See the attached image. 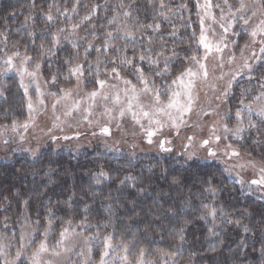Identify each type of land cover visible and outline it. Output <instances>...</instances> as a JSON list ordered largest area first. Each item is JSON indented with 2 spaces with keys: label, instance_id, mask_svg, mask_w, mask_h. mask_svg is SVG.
<instances>
[{
  "label": "trees",
  "instance_id": "16d2710c",
  "mask_svg": "<svg viewBox=\"0 0 264 264\" xmlns=\"http://www.w3.org/2000/svg\"><path fill=\"white\" fill-rule=\"evenodd\" d=\"M164 4L165 8L160 7V0H80L79 5L76 0H0V37L6 48L25 51L41 60V71H67L65 61L77 50L79 56L73 63L84 64L85 71L90 64L94 71L99 56L100 71H105L109 61L124 52L110 48L97 53L93 49L85 60L87 41L100 47L108 31L127 27L135 32V41L129 43L126 52L129 58L134 52H148L159 60L160 68L165 58H170L173 77L192 63L187 57L199 53L198 23L194 0H164ZM182 4L187 7L182 8ZM49 5H53L51 22L45 18ZM74 5L76 12L71 11ZM95 6L91 20L84 22L77 35L62 40L53 49L54 54L47 53L52 47L51 33L61 27L71 32L70 23L79 22ZM65 9L70 21L61 14ZM124 12L130 16L125 17ZM29 14L33 19L25 27ZM113 16H118L121 23L109 24ZM148 24L160 27L139 28ZM92 32L97 39L93 40ZM73 42L77 48H73ZM41 43L45 45L43 51ZM113 43L121 48L125 40ZM142 66L148 71L146 62ZM122 71H128L127 66ZM15 87L12 84L7 90L8 99L16 95L14 100L0 105L8 121L17 119L22 109L21 94ZM128 154L103 157L93 149L77 155L45 149L36 158L22 153L9 162H0V240L11 231L16 236L25 215L31 217L33 227L37 219L46 225L47 209L51 208L54 234L68 226L69 220L72 224L84 223L87 231L113 234L117 240L123 237L134 245L133 252L146 248V257L156 264H164V259L168 264H264V200L244 189L214 161L193 159L183 163L166 153L130 160ZM101 171L108 176H100ZM128 176L136 179H125ZM213 208L215 219L209 215ZM181 228L183 241L177 235ZM40 229L43 227L37 233ZM161 250L179 254L174 260L160 259Z\"/></svg>",
  "mask_w": 264,
  "mask_h": 264
},
{
  "label": "snow or ice",
  "instance_id": "6c2138e0",
  "mask_svg": "<svg viewBox=\"0 0 264 264\" xmlns=\"http://www.w3.org/2000/svg\"><path fill=\"white\" fill-rule=\"evenodd\" d=\"M80 0H76V5H79ZM74 5L71 9L72 12L77 11V7ZM95 6L91 9L89 14H86L79 22L70 23L71 32H67L65 28H59L55 33H51V48L47 49V53H53V49L57 48L62 40H68L69 36L77 35L78 30L84 24V22L91 20L92 13L96 10ZM122 7V5H121ZM160 7L165 8L164 0H160ZM182 8H186V4L181 5ZM198 12L200 16V34L198 38V46H202L204 49V55L202 57H197V55H192L187 57L190 62L197 65L194 69L189 66L179 71L177 74L171 78L169 82H163L157 86L156 78L163 77L165 74L172 75L170 69V58H165L164 67L160 68L159 60L153 58L148 52H140L138 55L134 52L132 57L126 54L129 43H134L135 41V32L129 30L127 27L121 29L116 28L113 31H108L106 33V38L103 41L100 47H96L91 40L87 41V45L84 48L85 60L87 59V54L90 50H95L97 53L108 52L111 48L114 52H124V55H118L116 59H111L109 62L113 65L111 69H105V77L111 78L113 81H119L124 85L123 88L119 86L118 83H110L109 79H101L100 77V68L101 61L99 56L97 57V63L94 70L95 80L93 83L97 87L93 88L90 91H87L83 96L78 98H73L72 89H58V92L61 95H58L57 92H51L49 95L55 98L54 103L52 104V111L56 121H60L61 117L56 116L55 112L59 106H63L64 117L72 116L74 112L86 113L85 119L93 115V109L98 106L99 101H103L104 111L101 115H106L109 122L114 119H123L125 116H131V119L136 125L144 131L147 138V143L149 145L154 143V137H158L159 133L163 132L165 127H170L177 130V135H179V129L182 125L186 123L185 116L190 114L193 111L194 104L198 100V96L194 95V90L197 88L198 81H207L209 78V69L206 63L208 56L215 52L222 54L224 49L228 47V44L225 43L227 39V34L233 30L234 25L237 21H241L244 26L250 25L254 18H257L258 12L261 17H264V0H254L253 7H249V4L246 3V0H238V6L235 8L229 2V0H222V3H216L213 5L212 0H204L203 4L199 3L197 0ZM220 10L219 20L215 13L212 11L213 8ZM53 5H49L48 11L45 13V18L48 22L53 21L54 16L52 14ZM57 12H60V9L56 8ZM67 9L64 10L62 15H65L69 21L70 17H67ZM171 11V9H169ZM15 16V13H12ZM124 16H130L129 12H124ZM33 17L31 14L25 17L24 26H27L28 21L32 20ZM211 20L213 23H219V27L223 30L219 40H211L208 36V28L205 27V20ZM109 24H119L121 23L118 16H113L111 20L108 21ZM94 27V26H93ZM154 28L159 29V24H148L140 25L139 28ZM139 29H137L138 31ZM87 31V30H86ZM123 32V35H121ZM63 34V35H62ZM93 37V40L98 37L95 35V32L90 33ZM251 43H259V51L261 54H264V18H260L258 23H255L251 27L250 33ZM2 35V33H0ZM32 35V33H29ZM213 35H215L213 31ZM232 35H239L238 33L232 31ZM195 36V32H193ZM257 37H260L257 41ZM86 39V38H85ZM123 39L125 44L121 48H116L113 43L116 40ZM152 41L149 40V45ZM40 49L43 51L45 49L44 43L40 44ZM73 48H77L75 42H73ZM249 44L245 43L244 49H248ZM148 51H151L149 47ZM54 54V53H53ZM159 55H163L160 53ZM175 52L173 56H175ZM241 55L243 56V49L241 50ZM79 56V52L75 53L74 56L70 57L65 63L68 65L67 73L68 75L64 76V80L67 81L71 77H76L77 85L79 88L82 78L85 77V66L82 63H73V60ZM20 57V53L13 52L8 58L4 61L8 68L5 71H11L13 68V59ZM252 59L259 61V67L255 69L260 71L264 69V55L257 56L255 51L251 54ZM32 57L25 54L20 60L19 66L16 68V71L19 73L21 78V85L25 89V93L28 92V86L24 84L25 77L31 78L35 81L38 77V73L41 69V64L36 62L34 67L29 69V62L32 61ZM235 55H230L228 63L231 64L235 61ZM119 61V64L122 66H127L128 71L132 76L135 77L136 83H133V80L121 75L122 69L116 67V61ZM137 61L141 62L140 64ZM147 62L149 65L148 72L145 71L142 64ZM223 56L220 57V62L216 65L219 69L224 68ZM247 70L249 74L254 72L253 65L246 58L244 59L243 64L240 66V70L233 72L229 79L227 80V86L224 88L222 94L228 96L233 82L236 80V77L241 74L243 70ZM88 71L92 72V66L89 64ZM225 73H221L217 79L223 80ZM253 77L249 75V79ZM59 79V70L57 73L51 75L50 83L55 85ZM264 81V78H262ZM260 88L264 89V82H260ZM250 91V89L242 90V96L245 92ZM37 96H43V93L40 90L39 84L36 85ZM2 94V93H0ZM255 102H261L264 104V91H261L259 95L254 97ZM39 103L44 104V100L40 99ZM241 108H238L236 111V118L239 121L238 126L235 130L229 129L227 124L224 125L225 133H231L232 137L235 140H242L243 136L241 135L244 132V128L241 127L244 123V112L247 113V122L248 125L252 128H256L257 125L253 122V116L259 117L261 122L264 123V106H261L258 110L253 107V103H245V100L242 98L239 101ZM86 105V107H85ZM28 110L30 113L29 121H34L35 117L31 113L36 110L33 108L31 99L28 102ZM115 114V115H114ZM208 113H205L207 115ZM89 124L92 123L91 120L88 121ZM57 124H53V127H57ZM21 127L25 131L29 128V122H25ZM116 127H120L119 124ZM17 124L15 121L12 123V130L16 131ZM101 132L104 135H110V128L105 126L102 127ZM213 134H215V129H213ZM95 135V133H93ZM53 140L58 139L57 137H52ZM63 139H70V137H63ZM189 145L194 139L189 136L188 138ZM224 140H228V136L223 137ZM23 140V136H21ZM221 141V136L214 135V140L212 137L204 139L200 143V147L206 150L207 155L204 159H216L219 153V143ZM5 144L10 143V141H4ZM213 143L217 147H213ZM166 144H171L170 140L164 139L159 140L158 146L164 152H171L173 149L171 147H166ZM30 151L31 155L35 158L38 150L25 149ZM111 150V149H109ZM188 159L193 160L196 157L195 152L187 153ZM223 156L231 159V157H239L240 151L233 147L232 143H228L224 146ZM243 167V165H241ZM229 170L230 169H226ZM100 176L107 177L108 173L101 171ZM125 179L135 180V177L128 176ZM100 181L97 180V183ZM175 182V181H174ZM121 184H124V180L120 181ZM241 184L244 183L243 180L240 181ZM250 187L256 185L258 187H264V167L260 169V175L258 179H252L249 182ZM25 206L28 205V201H24ZM207 207V205H205ZM49 215L46 217V225L41 224V220L37 219L35 227L32 226L31 217L25 215L24 223L21 225V232L18 237L19 246L15 249L14 253H11L9 249L11 248L10 244H0V260L2 264H156L154 260L146 259L147 249L140 247L133 253L134 245L131 242H126L123 237L116 239L113 234H101L96 232L92 236H83V246L81 247L77 242H75V237L82 235L78 233L76 228L72 227V222L67 221L66 227H63L58 232V239L54 244L50 245L48 242L49 233L53 229L54 220L51 217L52 209H47ZM166 211H170L166 210ZM209 215L215 219L217 212L213 208L209 212ZM86 220V218H85ZM83 223V222H82ZM239 223V221H237ZM40 227H43V238L38 242L33 239L32 233L38 231ZM79 227V225L77 226ZM245 231H247V226H245ZM179 239L183 241V228L180 229V232L177 234ZM99 239L101 241L100 248L98 251V259L93 258V240ZM215 251V249H213ZM178 251H160V259L170 258L175 259L178 255ZM262 256H264V249L261 250ZM77 259H73V257ZM53 258H57L54 260ZM164 264H168V260L164 259Z\"/></svg>",
  "mask_w": 264,
  "mask_h": 264
},
{
  "label": "rangeland",
  "instance_id": "374dc122",
  "mask_svg": "<svg viewBox=\"0 0 264 264\" xmlns=\"http://www.w3.org/2000/svg\"><path fill=\"white\" fill-rule=\"evenodd\" d=\"M194 2L198 23L196 44L199 49L197 55L199 58L204 55V49L202 46H198L200 16L197 14V0H194ZM229 2L234 8L238 6V0H229ZM199 3L203 4L204 0H199ZM212 3L213 5L216 3H222V0H212ZM246 3H248L251 8L254 5V0H246ZM212 11L215 13L217 20H219L220 10L214 7ZM260 18L264 17H261L258 12L257 18H254L253 22L248 26H244L241 21L235 23L232 31L239 35H232V31H230L225 40L228 47L224 49V52L222 54L213 52L208 56L206 63L210 73L209 78L207 81H198L197 88L194 90V95L198 96V100L194 104L193 111L185 116L186 123L180 127L179 135H177L176 129L165 127L163 132L158 134V137L153 138L154 143L151 145L147 143L144 131L139 125L134 123L130 115L125 116L123 119H114L111 122H109L106 115H101L104 111L103 101H99L98 106L93 109V115L89 116L87 119H85L87 114L80 112H74L72 116L64 117V108L63 106H59L55 115L60 116L61 119L60 121H56L52 111V104L54 103L55 98L49 95V93L57 92L58 95H61V93L58 92V89L64 88L73 90V98H78L77 93L79 96H83L87 91L97 87V85L93 83L96 78L94 71H85V77L82 78V82L80 83L79 88H77L76 77H71L67 81L64 80V76L68 75L67 71H64L63 73L59 72V79L57 83L53 85L50 83L51 75L58 71H41L40 69L35 81L31 78L25 77L24 84L28 86V92L26 94L24 87L21 85V78L16 71V68L19 66L22 57L27 53L25 51H18L20 57L13 59L12 70L5 71L8 68V65H6L4 61L13 52H17V50L6 48L5 40L0 37V93H2L0 94V105L3 103L9 105V103L16 97V95H13L9 99L7 97V90L12 84L16 85L15 90L19 91L21 94L22 103V109L21 112L18 113L17 119H11L8 121L7 119L9 117L7 116V112H2L0 110V162H9L15 157L20 156L22 153L28 154L31 158H34L31 155V152L26 151L25 149L38 150L36 157H38L45 149H51L55 153L62 151L64 153L71 152L76 155L79 154L81 150L93 149L99 152L103 157L121 156L124 155V153L126 154L129 152L128 155L130 160H134L138 156L144 154L166 153L173 157H179L183 163L186 160H190L188 159L187 153L195 152L196 157L194 159L201 161H214L221 166L229 177L236 180L244 189L251 191L252 194L264 200V187H258L256 185L250 187L249 185V182L252 179L259 178L260 169L264 167V123L261 122L259 117L253 116V122L257 127H250L247 122V113L244 112V123L240 125L244 128V132L241 134L243 136L242 140H235L231 133H225L224 131L225 124H227L228 128L232 130H235L238 126L239 121L236 118V111L238 108H241L239 103L240 99L243 98L245 103H253V107L257 110L261 106H264L261 102L254 101V97L259 95L261 91H264V89L260 88V82H264L262 81V78H264V69L256 71L255 69L259 67L260 62L251 58L253 51H255L258 57L264 54L260 53V44L258 42L255 44L251 43V37L248 34L250 33L251 27L254 26L255 23H258ZM205 27L208 28L209 39L214 41L220 39L223 30L219 27V23H213L211 20L206 19ZM213 31L215 35H213ZM256 39L259 41L260 37H257ZM245 43L249 44L248 49H244ZM242 49L243 56L241 55ZM124 54L125 53L122 55ZM27 55L31 56L30 54ZM221 55L223 56L225 65L223 69L216 67L220 62ZM230 55H235L236 57L235 61L231 64L228 63ZM246 58L253 65L254 72L249 74L246 69L243 70L233 82V86L228 96H224L222 92L227 86V80L233 72L240 70V66ZM36 62L40 63L41 60L33 58L32 61L29 62L28 66L30 70L34 67ZM112 66L113 65L109 63L108 69H111ZM189 66L194 69L197 67L194 63H191ZM116 67L123 70L124 66L120 65L117 60ZM222 72L226 74L224 79H217ZM104 73L105 71H100L99 78H107L110 83H118L121 88L124 87L119 81L111 80L110 76L105 77ZM121 75L132 79L133 83H136L135 77L132 76L129 71H121ZM249 75L253 78L249 79ZM173 77L169 74H165L163 77L156 78L157 86L163 82L170 83V80ZM37 84H39L43 96H37ZM244 89H250V91L245 92L242 96V90ZM29 99H31L33 108L36 110L31 113V115L35 117L34 121H29ZM40 99L44 100L43 105L39 103ZM205 113L208 114L205 115ZM89 120L92 121L91 124H89ZM13 121L17 124L16 131L12 130ZM25 122H29V128L27 131L21 127ZM54 123L58 126L53 127ZM117 124L120 125L119 128L116 127ZM105 126L110 128V135H104L101 132L102 127ZM213 129H215V134H213ZM93 133H95V135H93ZM214 135L221 136L218 148L220 154L214 160L204 159L207 153L205 149L200 147V143L202 140L210 137L214 140ZM225 135L228 136V140L223 139ZM21 136H23V140H21ZM65 136L70 137V139H63ZM189 136L194 139L191 141V145L186 147L189 145L187 139ZM52 137H57L58 139L53 140ZM161 139L171 141V144L165 145L166 147H171L173 149L171 152H164L160 149L158 143ZM6 140L10 141V143L5 144L4 141ZM228 143H232L233 147L240 151L239 157L234 156L231 157V159H228L223 156L224 146ZM213 147L215 148L217 145L213 143ZM241 165H243V167H241ZM226 169H230V171ZM241 180L244 181L243 184L240 183ZM77 226V224H72V227L76 228L78 233H82V235L75 237V242L81 247L83 246V236H92L96 232H99L94 230L87 231V225L84 223L79 225L80 229H78ZM21 230L20 226L16 236H12L11 231L0 240L1 244L11 245V248L9 249L11 253H14L15 249L19 246L18 237ZM40 231V233H32L33 239L37 242L43 238V229H40ZM52 234L54 233L50 232L48 236V242L50 245L54 244L59 238L58 233L54 235ZM100 244L101 241L99 239L93 240L94 259H98L97 250L100 248ZM53 259L56 260L57 258ZM73 259H77V257L74 256ZM146 259L151 260L147 257ZM0 264H2V260H0Z\"/></svg>",
  "mask_w": 264,
  "mask_h": 264
},
{
  "label": "water",
  "instance_id": "95a60500",
  "mask_svg": "<svg viewBox=\"0 0 264 264\" xmlns=\"http://www.w3.org/2000/svg\"><path fill=\"white\" fill-rule=\"evenodd\" d=\"M162 140H164V139H162Z\"/></svg>",
  "mask_w": 264,
  "mask_h": 264
}]
</instances>
